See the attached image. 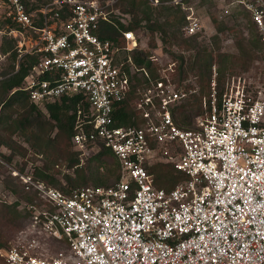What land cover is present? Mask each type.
Instances as JSON below:
<instances>
[{
	"label": "built area",
	"instance_id": "obj_1",
	"mask_svg": "<svg viewBox=\"0 0 264 264\" xmlns=\"http://www.w3.org/2000/svg\"><path fill=\"white\" fill-rule=\"evenodd\" d=\"M42 2L34 8L39 0H0V45L15 41L16 70L24 55L40 57L23 83L40 108L64 94H85L91 112L78 119L73 143L82 156L101 145L110 148L121 177L111 186L65 194L9 166L25 190L37 191L46 203L24 202L31 233L1 247L0 264H264L262 91L256 95L234 82L219 105L214 67L203 113L194 127L184 128L172 108L188 93L170 79V62L133 100L144 123L117 126L114 106L131 88L125 65L135 71L129 52L138 46L137 32L123 31L124 46L102 39L100 23L114 12L99 0ZM170 3L187 12L183 35L202 31L194 5ZM234 7L249 13L264 43V0H226L223 11L230 15ZM6 56L0 49V61ZM156 162L173 165L186 178L171 189L155 185L148 166ZM42 235L64 240L67 250L50 255Z\"/></svg>",
	"mask_w": 264,
	"mask_h": 264
},
{
	"label": "trees",
	"instance_id": "obj_2",
	"mask_svg": "<svg viewBox=\"0 0 264 264\" xmlns=\"http://www.w3.org/2000/svg\"><path fill=\"white\" fill-rule=\"evenodd\" d=\"M42 1L44 0L34 3L33 7H38ZM170 1L172 0H159V4L154 5L151 0H119L116 4L120 10L119 14L114 12L110 21L103 20L100 23L98 35L102 39L115 40L121 46L126 43L123 35L125 30L136 32L146 30L151 35L150 45L147 46L149 50L141 48L139 40L138 46L129 52L135 71L131 72L130 64L125 65V70L130 74L131 88L126 98L114 106L113 116L117 126L144 123V119L130 102L140 89H145L152 81L161 78L160 71L164 67L152 53L159 39L175 63L173 71H169L170 79L173 82H183L189 78L190 73L197 77L195 84L185 85L186 89H193L191 94L193 99L183 100L185 102L182 101L172 108L176 123L184 128L194 127L196 118L203 113L204 99L209 98L213 91L214 67L217 100L221 105L226 79L235 73L238 63L243 64L241 68H244L255 60L264 62V43L246 10L234 7L232 13L222 20L218 21L213 17L216 32L208 39V43H203V40H200V33L184 37L182 29L187 23V12L181 3L173 4ZM191 1L186 0L189 3ZM242 17L245 19L243 25L247 28L248 34L237 40L238 53L224 51L220 35L231 30L229 20H238ZM175 45L191 53L188 56L176 53L172 50ZM0 49L7 54L5 66L0 71L2 76L0 159L3 158L12 165L15 156L22 157L23 162L16 169L22 173H31L35 180L58 187L65 194H70L77 187L86 185L107 187L118 182L121 177V166L110 148L101 145L95 153L82 156L73 143L78 119L85 120L87 114L91 112V105L85 94L82 92L64 94L47 103L45 108H40L30 100L28 92L23 89L25 77L29 75L40 57L24 55L16 70L18 53L15 41L4 39ZM43 77L49 78L50 73L44 74ZM17 137L22 138L27 145L20 142ZM3 147L10 151L9 154L3 151ZM28 156L31 157L30 160L27 159ZM37 159L42 161V164H37ZM60 159L65 161L62 165L66 171L59 169ZM1 164L0 162V166ZM148 169L153 174L155 185L166 189L173 188L177 182L186 178L173 165L167 163L156 162L148 166ZM9 175L8 180L18 182V185L7 183L13 194L23 197L29 203L37 205L46 203L41 200L37 191H26L19 177ZM91 181L94 184L88 183ZM31 215L29 210L20 209L19 201L0 205V222L3 220L7 225L17 223L22 217L30 219ZM65 244L68 248L67 242ZM5 245L0 241V248L6 247Z\"/></svg>",
	"mask_w": 264,
	"mask_h": 264
},
{
	"label": "rangeland",
	"instance_id": "obj_3",
	"mask_svg": "<svg viewBox=\"0 0 264 264\" xmlns=\"http://www.w3.org/2000/svg\"><path fill=\"white\" fill-rule=\"evenodd\" d=\"M47 1V0H44ZM102 4H104L107 8V10L113 11V12H120L118 10V7H116V4L119 2V0H99ZM226 0H192L190 4L194 5L195 13L199 16V18L202 21L203 29L200 32V40H203V43H208V39L216 32L215 24L213 23V17H216V19L222 20L223 18L227 17L228 15L225 14L223 11V6L225 5ZM119 14V13H118ZM124 19L128 20L129 17H123ZM231 30H227L226 32L222 33L220 35L221 37V47L224 51H228L234 54L238 53V49L236 47L237 40L246 36L248 34L247 28L244 27L243 23L245 22V19L242 17L238 20H229ZM138 38L140 40V47L141 48H147L148 45H150L151 42V35L146 30H140L137 31ZM184 37H186L184 35ZM187 38V37H186ZM158 44L157 47L152 49V53L155 57L158 58V62L162 67H165L168 63L173 62L171 59L172 57L169 55V53L164 49V44L159 40H157ZM149 50V49H148ZM172 50L176 53H183L185 56H188L191 51L183 49L182 47H179L177 45L172 47ZM126 56L127 53H124ZM239 65L236 68L235 73L232 76H228L225 82V92L229 91L232 84L235 82L238 84L240 81L241 83H244L248 90L252 91L254 94H258V91H262L264 95V62L261 60H255L251 62L248 66H244V68H241L243 64L238 63ZM5 66V60L0 61V71L3 70ZM197 77L194 75V73L189 74V78L183 82H175L179 84L182 88H184L188 95L184 100H192V90L186 89V84H195ZM208 98V97H205ZM134 98L133 100H135ZM133 100L130 102L132 105H134ZM182 102V101H181ZM185 102V101H183ZM17 139L20 140V142L25 143L22 138L17 137ZM26 144V143H25ZM27 145V144H26ZM3 151L7 154H9V150L5 147H3ZM92 154V153H91ZM89 156V155H86ZM30 156L27 157L28 160H30ZM13 162L10 165L9 162L4 160L3 158L0 159V162L2 163L0 166V205L3 203L6 204H12L13 202L19 201V207L20 209H25L24 207V198L19 197L18 195L13 194L9 187H7V183H13L15 185H18V182L14 180L11 182L8 180V177L12 174V169L9 166H12L16 168L19 164L23 162V158L20 156H15L13 158ZM36 159V158H35ZM37 164H42V161L36 160ZM65 161L63 159H60L59 161V169L62 171H66L64 166ZM164 163V162H161ZM31 166V164H29ZM105 167V166H104ZM107 167V166H106ZM11 169V170H10ZM106 169V168H105ZM104 172V170L102 171ZM112 181V180H110ZM90 184H94V182H88ZM165 184V182H164ZM58 188V187H57ZM43 204L39 205L42 206ZM31 218L27 219L22 217L18 220L15 224H6L3 220L0 222V241L5 243V246H9L14 240L18 237L23 235H28L31 233ZM41 241L43 242V246L49 248L50 255H55L59 251H66L67 245L65 244V241H58L54 240L52 238H48L45 235L41 236Z\"/></svg>",
	"mask_w": 264,
	"mask_h": 264
}]
</instances>
